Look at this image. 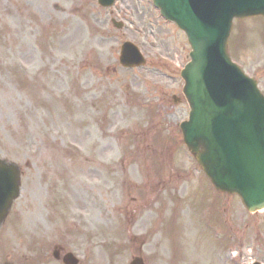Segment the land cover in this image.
<instances>
[{
  "label": "rangeland",
  "instance_id": "obj_1",
  "mask_svg": "<svg viewBox=\"0 0 264 264\" xmlns=\"http://www.w3.org/2000/svg\"><path fill=\"white\" fill-rule=\"evenodd\" d=\"M21 2L0 8V158L22 172L20 198L0 228V264H62L56 247L80 264L142 255L146 264H236L230 247L246 264L264 263V212L247 217L240 206L237 230L255 226L254 239L234 230L238 209L218 204L186 155L184 34L151 0L108 9L97 0ZM124 41L139 47L144 68L119 66ZM232 41L264 87V19L234 23ZM14 44H26V54ZM223 208V227L203 231L202 210L215 225Z\"/></svg>",
  "mask_w": 264,
  "mask_h": 264
},
{
  "label": "water",
  "instance_id": "obj_2",
  "mask_svg": "<svg viewBox=\"0 0 264 264\" xmlns=\"http://www.w3.org/2000/svg\"><path fill=\"white\" fill-rule=\"evenodd\" d=\"M98 1L103 6L112 2ZM154 1L162 14L185 31L193 49L192 62L182 72L185 80L183 93L191 108L190 121L181 125L185 143L215 186L239 194L250 212L264 208V160L262 167L256 157L257 152L262 150L256 137L264 132V118L257 120V126L243 123L242 106L236 100L227 98L229 83L225 80L224 85L218 78V67L222 76L226 77L222 59L210 61L206 67V57L212 44L220 55L227 57V40L222 35L231 29L232 18L245 13H264V0ZM120 62L126 67L143 64L137 50L128 43L122 48ZM206 70L215 78L210 89L201 77ZM223 85L225 96L221 94ZM261 141L264 143V134ZM17 196V170L0 160V223ZM64 263L76 264V261L67 255ZM131 264L142 262L134 259Z\"/></svg>",
  "mask_w": 264,
  "mask_h": 264
}]
</instances>
